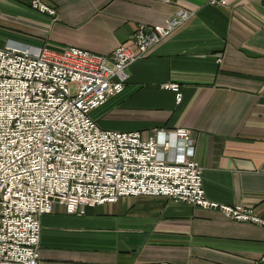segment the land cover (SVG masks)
<instances>
[{"label":"crops","instance_id":"1","mask_svg":"<svg viewBox=\"0 0 264 264\" xmlns=\"http://www.w3.org/2000/svg\"><path fill=\"white\" fill-rule=\"evenodd\" d=\"M0 0V47L73 46L108 56L135 27L176 9L192 17L127 67L118 94L89 116L101 129L185 128L204 196L264 219V0ZM176 83L181 99L163 87ZM37 264H253L264 226L162 196L120 197L40 217Z\"/></svg>","mask_w":264,"mask_h":264},{"label":"built area","instance_id":"2","mask_svg":"<svg viewBox=\"0 0 264 264\" xmlns=\"http://www.w3.org/2000/svg\"><path fill=\"white\" fill-rule=\"evenodd\" d=\"M224 5L226 0H206ZM31 9L51 15L44 0ZM176 9L162 23L140 24L108 56L73 46L60 50L8 43L0 47V264H37L40 217L53 203L68 214L120 197L162 196L264 226L241 205L208 200L185 128L101 129L89 116L122 91L127 67L188 21ZM176 102V83H166ZM253 264H264V251Z\"/></svg>","mask_w":264,"mask_h":264}]
</instances>
